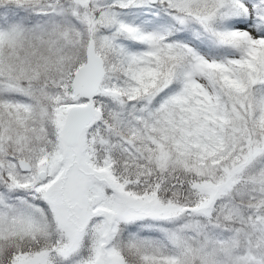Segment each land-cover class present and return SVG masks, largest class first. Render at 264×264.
I'll return each mask as SVG.
<instances>
[{
	"label": "snow or ice",
	"instance_id": "snow-or-ice-1",
	"mask_svg": "<svg viewBox=\"0 0 264 264\" xmlns=\"http://www.w3.org/2000/svg\"><path fill=\"white\" fill-rule=\"evenodd\" d=\"M0 264H264V0H0Z\"/></svg>",
	"mask_w": 264,
	"mask_h": 264
}]
</instances>
